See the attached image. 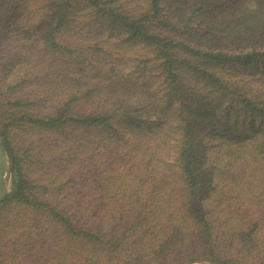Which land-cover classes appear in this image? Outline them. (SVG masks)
Segmentation results:
<instances>
[{
  "label": "trees",
  "instance_id": "16d2710c",
  "mask_svg": "<svg viewBox=\"0 0 264 264\" xmlns=\"http://www.w3.org/2000/svg\"><path fill=\"white\" fill-rule=\"evenodd\" d=\"M0 264H264V0H0Z\"/></svg>",
  "mask_w": 264,
  "mask_h": 264
},
{
  "label": "water",
  "instance_id": "95a60500",
  "mask_svg": "<svg viewBox=\"0 0 264 264\" xmlns=\"http://www.w3.org/2000/svg\"><path fill=\"white\" fill-rule=\"evenodd\" d=\"M11 177V163L0 133V204L15 190V186L10 189Z\"/></svg>",
  "mask_w": 264,
  "mask_h": 264
},
{
  "label": "rangeland",
  "instance_id": "374dc122",
  "mask_svg": "<svg viewBox=\"0 0 264 264\" xmlns=\"http://www.w3.org/2000/svg\"><path fill=\"white\" fill-rule=\"evenodd\" d=\"M14 186H13V182H12V177H11V181H10V189H12Z\"/></svg>",
  "mask_w": 264,
  "mask_h": 264
}]
</instances>
